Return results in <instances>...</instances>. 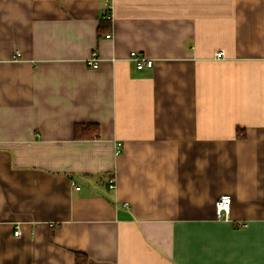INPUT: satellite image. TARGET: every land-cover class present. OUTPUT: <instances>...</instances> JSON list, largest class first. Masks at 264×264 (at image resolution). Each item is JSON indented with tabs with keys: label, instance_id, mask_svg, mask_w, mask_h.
<instances>
[{
	"label": "crops",
	"instance_id": "crops-1",
	"mask_svg": "<svg viewBox=\"0 0 264 264\" xmlns=\"http://www.w3.org/2000/svg\"><path fill=\"white\" fill-rule=\"evenodd\" d=\"M76 253L264 264V0H0V264Z\"/></svg>",
	"mask_w": 264,
	"mask_h": 264
},
{
	"label": "built area",
	"instance_id": "built-area-1",
	"mask_svg": "<svg viewBox=\"0 0 264 264\" xmlns=\"http://www.w3.org/2000/svg\"><path fill=\"white\" fill-rule=\"evenodd\" d=\"M105 18L110 19L111 13L105 12L104 13ZM106 37H109L110 34H105ZM224 55L223 51L217 50L214 53L215 58L222 57ZM128 58L132 60L138 70L143 68H151L153 65V60L147 56H144L134 50H131L128 54ZM101 60L100 56L97 54L95 50L91 52V54L86 58V64L89 67L96 68L99 64V61ZM120 142L116 143V150L115 152L118 153L120 151ZM75 188H78V186L74 185ZM230 205H231V196L229 194H221L218 196V198L215 201V216L219 220H227L229 218V211H230ZM14 236L19 235V230L16 228L13 232Z\"/></svg>",
	"mask_w": 264,
	"mask_h": 264
},
{
	"label": "trees",
	"instance_id": "trees-1",
	"mask_svg": "<svg viewBox=\"0 0 264 264\" xmlns=\"http://www.w3.org/2000/svg\"><path fill=\"white\" fill-rule=\"evenodd\" d=\"M109 29V24L107 22L100 23L99 26V34L105 32ZM241 131V130H239ZM99 134V127L95 123H76L73 127V135L76 139H86L91 137H97ZM238 135L241 133L238 132ZM80 257L83 258L80 261ZM86 257L83 256L81 253H76V264H86Z\"/></svg>",
	"mask_w": 264,
	"mask_h": 264
},
{
	"label": "bare ground",
	"instance_id": "bare-ground-1",
	"mask_svg": "<svg viewBox=\"0 0 264 264\" xmlns=\"http://www.w3.org/2000/svg\"><path fill=\"white\" fill-rule=\"evenodd\" d=\"M113 178V177H112ZM113 180V179H112ZM75 185V184H74Z\"/></svg>",
	"mask_w": 264,
	"mask_h": 264
}]
</instances>
